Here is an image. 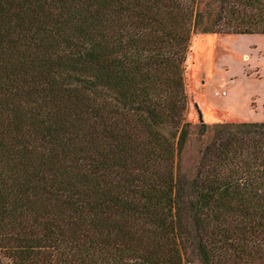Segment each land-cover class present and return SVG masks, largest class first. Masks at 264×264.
Masks as SVG:
<instances>
[{
  "label": "trees",
  "instance_id": "trees-1",
  "mask_svg": "<svg viewBox=\"0 0 264 264\" xmlns=\"http://www.w3.org/2000/svg\"><path fill=\"white\" fill-rule=\"evenodd\" d=\"M196 33L264 0H0V264H264V121L184 120Z\"/></svg>",
  "mask_w": 264,
  "mask_h": 264
},
{
  "label": "rangeland",
  "instance_id": "rangeland-1",
  "mask_svg": "<svg viewBox=\"0 0 264 264\" xmlns=\"http://www.w3.org/2000/svg\"><path fill=\"white\" fill-rule=\"evenodd\" d=\"M183 83L191 124L264 121V35L193 34Z\"/></svg>",
  "mask_w": 264,
  "mask_h": 264
},
{
  "label": "water",
  "instance_id": "water-1",
  "mask_svg": "<svg viewBox=\"0 0 264 264\" xmlns=\"http://www.w3.org/2000/svg\"><path fill=\"white\" fill-rule=\"evenodd\" d=\"M195 107H196V105H195ZM196 113H197V120L199 123H201L202 122L201 113H200L199 109H197V108H196Z\"/></svg>",
  "mask_w": 264,
  "mask_h": 264
}]
</instances>
